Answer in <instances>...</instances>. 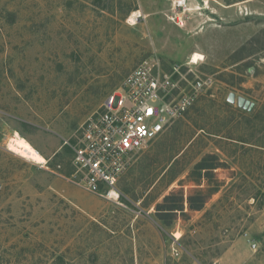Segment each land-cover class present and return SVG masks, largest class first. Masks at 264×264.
Listing matches in <instances>:
<instances>
[{
	"label": "rangeland",
	"instance_id": "1",
	"mask_svg": "<svg viewBox=\"0 0 264 264\" xmlns=\"http://www.w3.org/2000/svg\"><path fill=\"white\" fill-rule=\"evenodd\" d=\"M203 1L0 0V264H264V0ZM193 53L189 78L211 86L135 155L117 201L64 179L63 141L134 67Z\"/></svg>",
	"mask_w": 264,
	"mask_h": 264
},
{
	"label": "built area",
	"instance_id": "2",
	"mask_svg": "<svg viewBox=\"0 0 264 264\" xmlns=\"http://www.w3.org/2000/svg\"><path fill=\"white\" fill-rule=\"evenodd\" d=\"M185 2L176 0L171 12L179 14ZM195 55H190L185 70L179 65L165 70L157 59L134 67L118 90L104 99L100 110L63 141L73 169L64 179L85 192L117 201V182L135 155L182 119L211 86L208 78H189L192 69L188 66L204 60L199 55L194 61Z\"/></svg>",
	"mask_w": 264,
	"mask_h": 264
},
{
	"label": "bare ground",
	"instance_id": "3",
	"mask_svg": "<svg viewBox=\"0 0 264 264\" xmlns=\"http://www.w3.org/2000/svg\"><path fill=\"white\" fill-rule=\"evenodd\" d=\"M141 17V13L139 11L133 12L130 15L129 22L135 21V17ZM135 23V22H133ZM198 58H201L199 54L194 56V61ZM9 151L12 153H16L22 155L26 158V160L35 163L37 165L43 164L45 162L44 158L27 142H24L19 137H15L9 141L8 145ZM22 157V158H23Z\"/></svg>",
	"mask_w": 264,
	"mask_h": 264
},
{
	"label": "trees",
	"instance_id": "4",
	"mask_svg": "<svg viewBox=\"0 0 264 264\" xmlns=\"http://www.w3.org/2000/svg\"><path fill=\"white\" fill-rule=\"evenodd\" d=\"M228 100H229V102H232V97L230 96L229 98H228ZM238 104H239V107L241 108H243V107H246L247 106V103L245 102V104H244V100L243 99H239L238 100ZM247 109V108H246ZM252 109V105H250V108L249 109H247V111H249V112H251V111H253V110H251ZM251 110V111H250ZM241 143H245V142H242L241 141ZM255 146H258V148L259 149H263L264 148V146H259V145H255ZM66 150L67 151H69L67 148H66ZM70 152V151H69ZM261 194V193H260ZM262 195V198H263V203L262 204H260V205H258V207L259 208H263L264 207V191H263V193L261 194Z\"/></svg>",
	"mask_w": 264,
	"mask_h": 264
},
{
	"label": "crops",
	"instance_id": "5",
	"mask_svg": "<svg viewBox=\"0 0 264 264\" xmlns=\"http://www.w3.org/2000/svg\"><path fill=\"white\" fill-rule=\"evenodd\" d=\"M206 1H207V0H204L203 3L205 4ZM211 1H212V0H208V3H207V4L209 5ZM205 6H206V5H205Z\"/></svg>",
	"mask_w": 264,
	"mask_h": 264
}]
</instances>
